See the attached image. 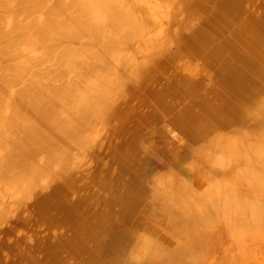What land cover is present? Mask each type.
Returning a JSON list of instances; mask_svg holds the SVG:
<instances>
[{"label": "rangeland", "instance_id": "obj_1", "mask_svg": "<svg viewBox=\"0 0 264 264\" xmlns=\"http://www.w3.org/2000/svg\"><path fill=\"white\" fill-rule=\"evenodd\" d=\"M233 3L229 9L219 0H115L99 18L80 0H0V264H92V257L99 259L98 264H112L113 248L98 249L95 239L84 232L85 244L91 247L87 252L73 250L78 247L74 244L79 238L77 227L83 224L88 231L99 230V244L113 240L114 248L130 227L154 237V243L163 247L161 252L168 253L159 264H173L170 254L176 248L187 251V247L182 250L186 241L194 250L190 248L193 251L184 253L185 257L194 255L195 264H220L224 259L225 264H264V168L260 170L263 164L252 158L264 154V125L259 122L264 121V72L261 89L255 90L250 83H242L226 60L247 56L238 44L250 36H242L241 27L250 26H244L250 15L260 18L264 26V0ZM228 75L235 80L232 84ZM234 84L252 102L245 116L249 114V119L238 122L231 120L236 111H228L221 98L222 89ZM208 106L219 114L209 112ZM183 111L186 117L192 115L188 136L180 131L185 125L175 120ZM200 125L201 134H197ZM212 140L215 148L222 141L218 146L222 151H210ZM204 147L209 148L201 151ZM222 147L227 159L234 157H229L231 166L232 161L227 163L224 154L220 156ZM199 149L205 157L217 155L206 159ZM240 151L252 160L244 157L246 164L243 157L239 160ZM223 168H233L236 173L228 172L239 175V181L243 176L245 182L237 184L226 171L222 174ZM166 173L176 174L178 186H173L177 187H171L172 175ZM165 177L166 188L172 189L169 195L181 199L170 203L189 207L185 209L194 215L191 221L172 224L170 216L184 207L160 211V217L151 213L158 186L161 193L167 191ZM251 179H257L254 189L249 186ZM201 189L215 190L220 196L217 202L222 203L215 202L213 191L214 199H209L211 194L199 193ZM219 191H229L231 199ZM189 194L199 195L198 199L192 197L191 202ZM232 197L245 200L231 204ZM73 206L77 215L72 219L66 210ZM194 207L201 215L205 210L199 219L203 226ZM173 230L183 232L177 236L186 241L176 239ZM159 231L168 233L166 238ZM149 260L145 254L133 262H154Z\"/></svg>", "mask_w": 264, "mask_h": 264}, {"label": "bare ground", "instance_id": "obj_2", "mask_svg": "<svg viewBox=\"0 0 264 264\" xmlns=\"http://www.w3.org/2000/svg\"><path fill=\"white\" fill-rule=\"evenodd\" d=\"M81 2H83V3H86L88 6H89V8L92 10V11H94L95 12V14H98V17L99 18H102V16H101V12L103 11V10H105L106 8H111L112 7V4L115 2V0H80ZM234 1H236V0H219V2L220 3H222V7H224V8H229V9H233L234 7H233V4H235V3H233ZM253 16V15H252ZM244 26L245 25H247L248 23H250V26H246V27H241V28H244V29H242L243 30V32L242 31H240L241 33H242V36H250V40H245V42L244 43H241V45H240V43L238 44L239 45V48H240V50L241 51H243L244 53H246L247 54V56H242L241 58L240 57H236V58H234V57H232V56H228L227 58H226V60H227V62H228V65L230 66V67H232L231 69H233L234 71H237V74L239 75V76H241L242 77V83H245L244 81H246V82H248V83H250L251 85H253V87H254V89L255 90H257V88H259V90L261 89V83L263 82V75L261 74V73H263L264 72V26L262 25L263 24V21L261 20L260 21V18H258V19H255L254 20V18H252L251 17V15H250V18H248V19H246V20H244ZM261 22V23H260ZM255 23V24H254ZM253 25V26H252ZM92 26V25H91ZM250 34H253V36L252 35H250ZM247 41V42H246ZM241 46V47H240ZM224 57V56H223ZM224 60V59H223ZM230 75H228V77H227V81L229 82V81H231V83L230 84H232L235 80H233L231 77H229ZM241 83V84H242ZM238 84H240V83H238ZM242 86V85H241ZM229 89H230V91H229ZM264 90V89H263ZM262 90V91H263ZM222 91H224V92H221V94H222V96H221V98L223 99V98H225V100L223 99L222 101L223 102H226V104H227V110L228 111H230V112H232L233 110H235L236 111V115L233 117V119H231L232 121H236V122H238V121H243V120H245V119H249V114H248V116L247 117H245L246 115H247V113H248V110H249V108H251L250 107V105L252 104V102H250V101H248L247 99L245 100L243 97L244 96H242V93L244 92V90L241 88V87H239V86H237V85H233L232 87H230V88H228L227 90L226 89H222ZM228 91V92H227ZM257 98H258V94H257ZM257 102V101H256ZM258 103V102H257ZM253 108H254V106H253ZM256 108V107H255ZM207 109L209 110V112H211V113H215V114H219L218 112H217V110H215L213 107H207ZM261 109V108H260ZM259 109V110H260ZM264 109V108H263ZM262 109V110H263ZM264 111V110H263ZM261 112V111H260ZM259 113V112H258ZM263 114H264V112H262ZM258 116V115H257ZM186 117V112H181V113H179L178 115H176V118H175V120H176V122H178V123H181V124H184L185 126H183L182 128H181V133L182 134H185L186 136H188V135H190V133L189 132H191V130H192V128H191V125L190 124H188L189 123V121H191V118H192V115L191 114H188V116L186 117V119H188L187 120V122L186 121H184V118ZM261 117V116H260ZM194 118L195 119H198V118H196L195 116H194ZM263 118V117H262ZM262 118L260 119V118H258V119H260V120H262ZM201 119H203V118H201ZM264 119V118H263ZM255 121H257V118H256V120ZM254 121V122H255ZM246 122V121H245ZM244 122V123H245ZM248 122V121H247ZM254 122H251L250 124H255ZM260 122V124H261V127L264 125V121H263V123H261L262 121H259ZM259 122H257V124L259 125ZM257 124H255V125H257ZM257 125V126H258ZM251 127V126H250ZM260 127V128H261ZM264 127V126H263ZM198 128H200V129H198ZM197 128V134H201V125L199 126ZM238 129H240V128H237V130ZM247 129V128H246ZM249 129V128H248ZM247 129V130H248ZM252 129H254V128H252ZM262 129V128H261ZM242 130V128L240 129V131ZM257 131H258V129H256ZM239 131V132H240ZM203 132V131H202ZM206 132V131H205ZM237 132V131H236ZM242 133H243V131H241ZM207 133H209V132H207ZM206 133V134H207ZM238 133V132H237ZM245 133V132H244ZM250 133V132H249ZM251 133H253V132H251ZM261 133V132H260ZM205 133H203L202 135H204ZM256 134V133H255ZM202 135H200V136H202ZM209 135V134H208ZM257 135H260V134H257ZM243 137L244 136V134H241L240 135V137ZM40 137V136H39ZM216 136H213V138H215ZM226 137V136H225ZM232 137V136H231ZM248 137V136H247ZM259 137H262V136H259ZM258 137V138H259ZM217 138V137H216ZM222 139H223V141H224V138L223 137H221ZM229 139H230V137H228ZM227 138V140L229 141V139ZM244 138V137H243ZM242 138V139H243ZM252 138H254V136L252 137ZM30 139V138H29ZM217 139H220V138H217ZM221 139V140H222ZM257 139V138H256ZM216 140V139H215ZM220 140V141H221ZM16 141V140H15ZM214 140H212V142H211V144H209V147H210V145H212V143L214 144V142H213ZM231 141H233L232 139L230 140V143H231ZM238 141V140H237ZM244 141H245V138H244ZM259 141V140H258ZM206 142H208L207 140H206ZM205 142V143H206ZM222 142V141H221ZM221 142H219V144H218V146L220 145V143ZM240 142H242V140L240 141ZM253 142V141H252ZM27 143V142H26ZM209 143V142H208ZM224 144L226 143V142H223ZM228 143V142H227ZM243 143V142H242ZM244 143H246V142H244ZM224 144H223V146H224ZM235 144V143H234ZM228 145H230L231 147L233 146V145H231V144H228ZM247 145V144H246ZM258 145V144H257ZM28 146V145H27ZM218 146H216V148L214 147V145H212V148H210V151H213V149H217V150H219V152L220 151H222V150H220V147H218ZM241 147H242V145H240ZM200 147H203V146H200ZM208 147V148H209ZM214 147V148H213ZM248 147V146H247ZM208 148H206V149H208ZM223 148V147H222ZM236 148V147H235ZM240 148V147H239ZM205 149V147H204V149H199V152L200 153H202L201 151H204V150H206ZM212 149V150H211ZM237 149V148H236ZM240 149H242V148H240ZM239 149V150H240ZM248 149V148H247ZM201 150V151H200ZM231 150V149H230ZM209 150H207L206 152H210ZM218 152V151H217ZM218 152V153H219ZM223 152L224 153H221V157H222V154H224V156L223 157H225L226 158V152L227 151H225L224 150V148H223ZM241 152V151H240ZM249 153H250V151H248ZM208 153H206V156H207V154ZM211 153V152H210ZM228 153V152H227ZM231 153V152H230ZM235 153V152H234ZM238 153V152H237ZM211 154H213V153H211ZM233 154V153H232ZM244 154L245 153H242L241 152V156H239V160H240V158L241 157H243L242 158V160H244V157H245V160H247L248 162L250 161V160H252L249 156L248 157H246V156H244ZM202 155L205 157V154H203L202 153ZM210 155V154H209ZM214 155V157L217 155V153H214L213 154ZM252 155V154H251ZM193 156V155H192ZM211 156V155H210ZM209 156V157H210ZM229 157H232V158H234L233 156H230V155H228ZM252 156H254V157H252L253 158V160L255 161V162H257V163H260V164H263V166H261V168H260V166L259 165H257L256 163H254V164H256L259 168H260V170H262L263 168H264V154H257V155H252ZM31 157V156H30ZM208 156L207 157H205L206 159L207 158H209ZM214 157H210L211 159H214ZM229 157H228V159H229ZM224 158V160H226V162L227 161H229L227 158L225 159ZM237 158V157H236ZM211 159H208V161H210V162H212V160ZM216 159V158H215ZM178 160V159H177ZM198 160V159H197ZM241 160V161H242ZM245 160L243 161L244 163H245ZM179 161V160H178ZM182 161V160H181ZM220 161V160H219ZM223 161V160H222ZM230 161H232V160H230ZM229 161V162H230ZM238 161V160H237ZM177 162V161H176ZM199 162V161H198ZM213 162H216L215 160H213ZM212 162V163H213ZM224 162V164H226V162L225 161H223ZM247 162V163H248ZM228 163V162H227ZM238 163V162H237ZM236 163V165L237 166H239V165H242L241 163L240 164H237ZM253 163V162H252ZM251 163V164H252ZM220 164V163H219ZM230 164V166H231V164H233V161L231 162V163H229ZM246 164V163H245ZM250 164V163H249ZM250 164V165H251ZM49 165V164H48ZM205 165V164H204ZM228 165V164H227ZM236 165H234V167L237 169H239V167H237ZM209 166V165H208ZM218 166H220V165H218ZM199 167V166H198ZM222 167H224V166H222ZM226 167V166H225ZM224 167V168H225ZM233 167V168H234ZM263 167V168H262ZM181 169H182V167H180ZM208 168V167H207ZM213 168V167H212ZM216 168V167H215ZM224 168L221 170V171H223L224 170ZM229 168V167H228ZM233 168H232V170H231V168L229 169V170H231V171H233ZM184 169V168H183ZM201 169V167L198 169V170H200ZM227 169V168H226ZM226 169H225V171H226ZM249 169V168H248ZM202 170H203V166H202ZM229 170H227L226 172L225 171H223L224 173H222L223 175H225V173L227 174V177H233V175L231 174L232 172H228ZM235 170V169H234ZM264 170V169H263ZM262 170V173L264 172ZM189 171V170H188ZM212 171H213V169H212ZM217 171V170H216ZM220 171V172H221ZM239 171H241L240 169H239ZM239 171H238V173H239ZM259 171V170H258ZM235 171H233V173H234ZM242 172V171H241ZM240 172V173H241ZM246 172V171H245ZM206 173V172H205ZM212 173H215V170H214V172H212ZM236 173V172H235ZM247 173V172H246ZM207 174V173H206ZM231 174V175H230ZM241 174H244V173H241ZM248 175H249V173H247ZM161 175H163V174H161ZM165 175H172V178H171V176H170V180H172V186L171 187H177L178 185H177V177H175V178H173L174 176H176V174H165ZM174 175V176H173ZM195 175V174H194ZM219 175H221V174H219ZM229 175V176H228ZM244 175H246V174H244ZM262 175H264V173L262 174ZM164 176V175H163ZM162 176V177H163ZM184 176H186V175H184ZM239 176V175H238ZM237 176V177H238ZM201 177H202V174H201ZM220 177H222V176H220ZM237 177H235V174H234V177L232 178L233 180H234V178L236 179V180H234L235 182H237V181H239V179L237 180ZM241 177V176H240ZM239 177V178H240ZM198 178V177H197ZM196 178V176H195V179H197ZM242 178L244 179V177L242 176ZM241 178V179H242ZM250 178H252V176H250ZM250 178H248V179H250ZM168 179V178H167ZM166 177H165V179H164V182H163V186L166 184V183H168V182H165L166 180ZM173 179H176V180H174L173 181ZM181 179H183L182 177H181ZM199 179L201 180V178L199 177ZM205 179V178H204ZM216 179H218L217 180V182L219 181V178H216ZM226 179V178H225ZM242 179V180H243ZM157 180H161V178H157ZM170 180H169V182H170ZM198 180V179H197ZM221 180V179H220ZM242 180H240L241 182H243ZM251 180H253V179H251ZM251 180H249V183H250V187H251V189H252V187H253V189H254V187H256L255 186V181L257 180H253V182H251ZM62 181H64V180H62ZM147 181V180H146ZM156 179L154 180V183L155 184H157L156 182ZM162 181V180H161ZM176 181V182H175ZM180 181V180H179ZM182 181V180H181ZM199 181V180H198ZM223 181V180H222ZM226 181V180H225ZM239 181V182H240ZM175 182V183H174ZM183 182V181H182ZM182 182H180V183H182ZM197 182V181H196ZM220 182V181H219ZM244 182H245V179H244ZM161 182H159V184H160ZM188 183H189V181H188ZM198 183V182H197ZM200 183V182H199ZM214 183V182H213ZM256 183H258V182H256ZM162 184V183H161ZM173 184L175 185H177V186H173ZM194 184V183H193ZM201 184V183H200ZM203 184H204V182H203ZM216 184V181H215V183H214V185ZM237 184H238V182H237ZM240 184V183H239ZM52 185H53V182H52ZM169 185V184H168ZM180 185V184H179ZM192 185V184H191ZM217 185V184H216ZM219 185V184H218ZM231 185V184H230ZM257 185V184H256ZM152 188H153V183H152V185H150ZM155 186V185H154ZM158 186V185H157ZM170 186V185H169ZM186 186H188V185H186ZM201 186H203V185H201ZM170 187V188H171ZM181 188H182V185L180 186ZM179 187V188H180ZM192 187V186H191ZM190 187V188H191ZM211 187V186H210ZM214 187V186H213ZM259 187V186H258ZM158 188H159V186H158ZM157 188V190H158V198H156L157 199V201L155 202V203H153V204H151V206H150V211H151V213H154V214H157V216L158 217H160L161 215V212H166V213H168L167 212V210L168 209H170V210H177L178 208H182V207H184V206H181L180 207V205H181V203H179V205H178V207H176V205H174L175 204V202H173V203H170L171 202V200H173V199H175V197L174 198H172V196H170L169 194H171V190H168L167 188H166V185H165V188H166V190L167 191H165V190H163V191H165V192H163V193H161V190H159ZM187 188V187H186ZM185 188V189H186ZM190 188H189V190H190ZM200 188V187H199ZM244 188H246V187H244ZM161 189V188H160ZM174 189V188H173ZM176 189V188H175ZM195 189H197V188H195ZM225 189H226V187H225ZM243 189V188H242ZM263 189V188H262ZM262 189H260V190H262ZM83 190V189H82ZM188 190V189H187ZM222 190V189H221ZM231 190V192H232V189H230ZM246 190H248V189H246ZM257 190V188L255 189V191ZM175 191V190H174ZM201 192H199V193H202L203 191H202V189L200 190ZM210 192H208V190L206 191H204L203 193H205L206 194V192H207V194H206V196H208L209 194L208 193H210L211 194V197L209 198V199H214L215 200V202L218 204L219 202V204H221L222 202H221V200H219V202H217V200H216V198L218 197L217 195V193H214V192H216L215 190L213 191L212 189L211 190H209ZM213 191V196H214V194H215V196H214V198H213V196H212V192ZM254 191V192H255ZM37 192V191H36ZM81 192V191H80ZM173 192V191H172ZM191 193L193 192V191H190ZM198 192V191H197ZM220 192V191H219ZM228 192L229 191H227V192H220L219 193V195L222 193V195L224 194V197H225V195L226 196H228ZM231 192H230V194H231ZM249 192V191H248ZM253 192V191H252ZM262 192H263V190H262ZM261 192V193H262ZM35 193V192H34ZM42 193V192H41ZM161 193V194H160ZM175 193V192H174ZM179 193H182V192H179ZM186 193V192H185ZM184 193V191H183V193L182 194H185ZM198 193V194H199ZM238 193V192H237ZM257 193H259L260 194V192L258 191ZM39 194H40V192H39ZM80 194V193H79ZM249 194V193H248ZM76 195V194H75ZM74 195V196H75ZM172 195V194H171ZM176 195H177V193H176ZM186 195H187V193H186ZM190 195V198H189V196H188V198L191 200V202L196 198V199H198V196L199 195H192L191 196V194H189ZM201 196H204V195H202V194H200ZM233 195V194H232ZM242 195V194H241ZM260 195H262V194H260ZM173 196H175V195H173ZM179 196V195H178ZM184 196V195H183ZM237 196H240V195H238L237 194ZM245 196H246V194H245ZM251 196H252V194H251ZM263 196V195H262ZM70 198L72 197V195L71 196H69ZM194 199H193V198ZM222 197V196H221ZM230 199H231V197H230V195L228 196ZM227 197V198H228ZM64 198V197H63ZM74 198V197H73ZM180 197H176V199L175 200H177V199H179ZM203 198H205V197H202V199ZM218 198H220V196L218 197ZM234 200H233V202L231 203V204H233L234 203V201H236V200H242V199H240V197L237 199L236 198V200H235V197H232ZM256 199H257V197H255ZM72 199V198H71ZM184 200L185 199H187V198H183ZM207 199V198H206ZM205 199V200H206ZM180 200V202H181V199H179ZM183 200V201H184ZM204 200V201H205ZM224 200V199H223ZM227 200V199H226ZM243 200H245V198L243 199ZM242 200V201H243ZM254 200V199H253ZM258 200V199H257ZM178 201V200H177ZM176 201V202H177ZM200 201V200H199ZM203 201V200H202ZM200 202V204L202 203V205H204L203 204V202ZM208 201V200H207ZM207 201H205L206 203H207ZM225 201V200H224ZM223 201V202H224ZM228 201V200H227ZM242 201H240V203L242 202ZM179 202V201H178ZM195 202V201H194ZM215 202H212V203H215ZM230 202H231V200H230ZM245 202V201H244ZM190 203V202H189ZM227 203H229V202H227ZM250 203V202H249ZM177 204V203H176ZM190 204H192V203H190ZM210 204V203H209ZM218 204V205H219ZM225 204V203H224ZM224 204H222V206L224 205ZM230 204V205H231ZM238 204V203H237ZM244 204V203H243ZM258 204V203H257ZM185 205H186V203H185ZM240 205V204H239ZM264 205V204H263ZM192 206V205H191ZM190 206V207H191ZM206 206V205H205ZM207 206H208V203H207ZM207 206H206V208H207ZM213 206V205H212ZM211 206V207H212ZM232 206H235V205H232ZM237 206V205H236ZM254 206V205H253ZM252 206V207H253ZM160 207H161V209H160ZM193 207V206H192ZM200 207V206H199ZM198 207V208H199ZM202 207V206H201ZM210 207V208H211ZM221 207V206H220ZM246 207V206H245ZM255 207V206H254ZM185 208H189V207H184L183 209H185ZM197 208V207H196ZM223 208V207H222ZM251 208V207H250ZM63 209H66L65 207H63ZM190 209V208H189ZM188 209V210H189ZM196 212H198V210L197 209H195V207L193 208ZM208 210H209V208H207ZM241 209V208H240ZM186 210L187 209H185L184 211H182L181 213H178V212H174V214L173 215H171L170 217H171V222H172V224H174V225H176V226H178V224H180V223H185V222H188V221H191V218L193 217L194 218V215L192 216V213H189L190 211H187L186 212ZM194 210H191L192 212L194 211ZM200 210V209H199ZM235 210V209H234ZM247 210V209H246ZM67 211V215H68V217H70V218H74V216H76L77 214V211H76V207H72L71 209H67L66 210ZM161 211V212H160ZM179 211H180V209H179ZM195 211H194V213H195ZM203 211V210H202ZM217 211V210H216ZM231 211V210H230ZM232 212V211H231ZM230 212V213H231ZM264 212V211H263ZM204 213H205V210H204ZM204 213H203V215H201L200 214V212H198V213H196L195 215H197L198 217V220H197V222H199L200 224L202 223V221H200L199 219H201L203 216H205L204 215ZM220 213V212H219ZM229 212L227 211V213L226 214H228ZM229 213V214H230ZM237 213V212H236ZM164 214V213H163ZM198 214H200V215H198ZM206 214H208L209 215V213H207L206 212ZM228 214V215H229ZM239 214L240 213H238V216H239ZM247 214H248V211H247ZM231 215H232V213H231ZM248 215H250V214H248ZM264 215V214H263ZM156 216V215H155ZM164 216H165V219L167 218V216L164 214ZM207 216V215H206ZM220 216H221V213H220ZM238 216H236V217H238ZM35 217V216H34ZM148 217V216H147ZM158 217H156V218H158ZM208 218H209V216H207ZM212 217V216H211ZM245 217H247V216H245ZM264 217V216H263ZM263 217H261V218H263ZM164 217H163V215H162V218L161 219H163ZM231 218V217H230ZM229 218V219H230ZM159 219V218H158ZM195 219H193V220H195ZM210 219V218H209ZM222 218H220L219 219V221L221 220ZM238 219V218H237ZM248 219H249V217H248ZM151 220V219H150ZM164 220V219H163ZM227 220V219H226ZM239 220V219H238ZM259 220V219H258ZM209 221V220H208ZM215 221V220H214ZM216 221H218V220H216ZM215 221V222H216ZM218 221V222H219ZM250 221V220H249ZM263 219H262V222H261V224H264L263 223ZM160 223H163V222H161V221H159ZM194 222H196V221H194ZM196 222V223H197ZM224 222V220H222L221 221V223H223ZM228 222V221H227ZM196 223H193V224H195L196 225ZM210 223V222H209ZM220 223V224H221ZM157 224V223H156ZM198 224V223H197ZM200 224H198V225H200ZM258 224H260V223H258ZM150 225V224H149ZM160 225V224H159ZM198 225H196V228H197V226ZM223 225V224H222ZM242 225V224H241ZM244 225V224H243ZM245 225H246V223H245ZM247 225H250L249 224V222H248V224ZM251 225H253V224H251ZM155 226V225H154ZM163 226H164V224L163 225H161V227L163 228ZM201 226H203V223H202V225ZM208 226V225H207ZM150 227V226H149ZM165 227H166V224H165ZM167 227H168V229L171 227L172 229L174 228V226L172 225H170V227L167 225ZM166 227V228H167ZM225 227H227V226H225ZM230 227V226H229ZM237 227H239V226H237ZM249 227V226H248ZM86 228V224L84 225H80L79 227H77V235H78V241L76 242V243H74V244H78V247L77 248H74L73 250H81V251H86L87 252V250L89 249L88 247H91L90 245H86L85 244V241H87L85 238H83V237H85L83 234H82V232H84V234H86V236H88V238L89 239H92V238H94L95 239V243L93 244L94 246H97L98 247V249H104L105 248V246L106 247H108V248H113V252L115 253V256H114V259L112 260V264H132V263H134L133 261H135L136 260V257L137 256H140V255H147V257H149V261H151V260H153L154 262H152L151 261V263H146V264H159L160 263V258H167V257H164V256H166L167 254H166V252H161V250L160 249H163V247L162 248H160V245L159 244H157V242H155L154 243V239H152V238H154V237H152L151 239L150 238H148V237H145V235H143V234H138L136 231H135V228H133V227H130V228H128L127 230H125V232H123L122 234H121V236H119L118 237V239H117V241H118V247H116V248H114L113 247V245H114V242H113V240H109V239H107V240H103L102 242H101V244H99V242L97 241V237L99 236L98 235V233H99V230H91V231H88L87 229H85ZM161 228V229H162ZM170 228V229H171ZM176 229H178V227H175ZM201 228V227H200ZM202 228H204L205 229V226L204 227H202ZM202 228H201V231H202ZM160 229V230H161ZM164 229V228H163ZM194 228H192V231H194L195 232V229L193 230ZM225 229V228H224ZM223 229V230H224ZM227 229V228H226ZM246 229V228H245ZM153 230V229H152ZM166 229H164V231H165ZM178 230H180V229H178ZM176 231V230H173V233H174V231H175V233H176V235L175 236H177V234H179V236H180V233L181 234H183V232H180V231ZM197 230V229H196ZM210 230V229H209ZM149 231V230H148ZM155 231V230H154ZM169 231V230H168ZM168 231H166V232H168ZM198 231H199V229H198ZM198 231H197V233H198ZM205 231H207V229L205 230ZM225 231V230H224ZM224 231H220V232H224ZM250 231V230H249ZM260 231H261V229H260ZM4 232V231H3ZM2 232V233H3ZM160 232V231H159ZM179 232V233H178ZM187 232H189V231H187ZM194 232L193 233H191V235L192 234H194ZM208 232V231H207ZM245 232H247V231H245ZM161 233V232H160ZM171 232H169V234H170ZM172 233V234H173ZM225 233H227L226 231H225ZM230 233V232H229ZM228 233V234H229ZM234 233V232H233ZM157 234H159V233H157ZM162 235H164V233L162 232L161 233ZM167 234L168 233H166V235H164V237L166 238V236H167ZM189 234H190V232H189ZM200 234H202V233H200ZM250 234H252V233H250ZM153 235V234H152ZM171 235V234H170ZM186 235H187V233H186ZM204 235H206V233H204ZM247 235V234H246ZM147 236V235H146ZM159 236H160V234H159ZM173 236H174V234H173ZM175 236L173 237L174 238V241H178L180 238L177 236L176 237V239L177 238H179L178 240H176L175 239ZM225 236V235H224ZM232 236V235H231ZM243 236V235H242ZM251 236V235H250ZM151 237V236H150ZM158 237V236H157ZM171 237V239H173L172 238V236H170ZM197 237V236H196ZM238 237V236H237ZM245 237V236H244ZM161 238H162V236H160V240H161ZM168 238V237H167ZM203 238H204V236H203ZM247 238H249L248 236H247ZM80 239L81 240H83V241H80ZM155 239H156V237H155ZM183 239V242H185L186 240L182 237L181 238V240ZM235 239V238H234ZM157 240H158V238H157ZM160 240H158V241H160ZM169 240V239H168ZM167 240V241H168ZM185 240V241H184ZM237 240V239H236ZM235 240V241H236ZM243 240H246V239H243ZM242 240V241H243ZM162 241H165L166 242V240L165 239H163L162 238ZM171 241H173V240H171ZM226 241V240H225ZM235 241H233L234 243V248H236V245H235ZM239 241V240H238ZM247 241V240H246ZM249 241V240H248ZM247 241V242H248ZM94 242V241H93ZM227 243H228V241H226ZM230 242V241H229ZM168 243V242H167ZM169 243H171V242H169ZM175 242H173V244H174ZM74 244H70L71 246L72 245H74ZM163 244H165V247H168V246H166L167 244L166 243H163L162 242V245ZM182 244V243H181ZM184 244V243H183ZM190 243H188V245H187V241H186V243L184 244V245H187V246H184L183 245V248L184 249H182V247H180L182 250H184L185 251V247H187V251H185L184 253H186V252H188L189 254L191 253V251H193L194 249L193 248H191V244L189 245ZM249 243H247V245H248ZM102 245V246H101ZM228 245V244H227ZM226 245V246H227ZM231 245V244H230ZM246 245V246H247ZM164 246V245H163ZM190 246V247H189ZM229 246V245H228ZM238 246V245H237ZM239 246H240V244H239ZM242 246H244V245H242ZM248 246H252L251 245V243L248 245ZM170 245H169V249H170ZM189 247V248H188ZM195 247V246H194ZM193 249V250H189V249ZM226 248V247H225ZM172 249H174V248H172ZM171 249V250H172ZM179 249V248H178ZM228 249V248H227ZM230 249H232V248H230ZM239 249V248H238ZM248 250V248L247 247H245V250ZM264 249V248H263ZM226 250V249H225ZM244 250V249H243ZM167 251V250H166ZM176 253H171L170 254V259H172V263L173 264H187L188 262H191V261H195L196 259V257L194 256V255H191V257L189 256V259H188V257H185V254L184 253H182L183 251H181V250H177V248L174 250ZM227 251V250H226ZM240 252V251H239ZM193 253V252H192ZM237 253V252H236ZM195 254V253H194ZM243 253H240V254H236V257L238 256V255H242ZM188 255V254H187ZM186 255V256H187ZM203 256V255H202ZM224 256H226L225 254H224ZM224 256H223V258H224ZM245 256V255H244ZM86 257H88V259L89 260H91V257L89 256V254L87 253V256ZM142 257V259L144 258L143 256H141ZM227 258L229 257V254H227V256H226ZM233 257V256H232ZM243 257V256H242ZM93 258V260L91 261L92 262V264H98L99 262V259H97L96 257H92ZM139 258V257H138ZM198 258V257H197ZM147 259V258H146ZM169 259V258H168ZM200 259H202L201 257H200ZM144 260V259H143ZM143 260H141L140 262H142ZM230 260H232V259H230ZM137 261H139V260H137ZM137 261H135V262H137ZM166 261H167V259H166ZM171 261V260H170ZM198 261V260H197ZM200 261H202V260H200ZM200 261H199V263H200ZM205 261V260H204ZM227 259H226V262H225V259L223 260V262H221V263H223V264H225V263H227ZM237 261V260H236ZM140 262H138L137 264H139ZM169 262V261H168ZM168 262L166 263L165 262V264H168ZM203 262V261H202ZM201 262V263H202ZM231 262H233V261H231ZM192 263H198V262H192ZM192 263H189V264H192ZM220 263V264H221ZM135 264V263H134ZM141 264V263H140ZM163 264V263H162ZM219 264V263H218ZM233 264H234V262H233Z\"/></svg>", "mask_w": 264, "mask_h": 264}]
</instances>
